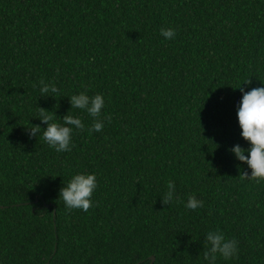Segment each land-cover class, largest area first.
I'll return each mask as SVG.
<instances>
[{
    "label": "trees",
    "instance_id": "1",
    "mask_svg": "<svg viewBox=\"0 0 264 264\" xmlns=\"http://www.w3.org/2000/svg\"><path fill=\"white\" fill-rule=\"evenodd\" d=\"M240 87H264V0H0V264H207L216 230L239 241L216 264H264V181L230 151L250 147ZM82 91L103 95L100 132L71 108ZM39 107L82 119L71 151L44 141ZM78 173L97 176L87 212L59 199Z\"/></svg>",
    "mask_w": 264,
    "mask_h": 264
},
{
    "label": "clouds",
    "instance_id": "2",
    "mask_svg": "<svg viewBox=\"0 0 264 264\" xmlns=\"http://www.w3.org/2000/svg\"><path fill=\"white\" fill-rule=\"evenodd\" d=\"M161 35L166 39H173L176 31L173 28H161ZM244 83L251 84V79H247ZM40 92L42 97L54 96L59 92V89L54 83H48L44 79L40 80ZM243 93L242 100L238 107V121L242 129V137L250 142L249 148H244L239 144L230 148V151L235 154V157L246 162L251 169V174L243 171L242 178L250 179L259 183L264 181V87H254L250 91H245L240 87ZM71 108L81 109L93 117L91 128L87 130L100 132L104 128L105 118H102V109L105 105V100L102 94L89 96L86 91L69 97ZM43 123L47 125L43 129L42 136L48 145L54 148L57 152H69L72 147L73 129L83 131L85 124L78 116H73L70 111L62 117V123L53 122L54 116L49 114V110L39 107L36 115ZM109 122L111 117L106 118ZM40 124H31L27 127L30 137H37L41 134ZM248 155H245V152ZM97 176L95 173H78L75 174L59 191V199H62L66 208L80 209L87 212L93 207V194L97 188ZM168 191L161 197V202L164 205H170L174 197H176L175 183L169 181L167 185ZM204 206V201L196 198L195 195H189L185 207L191 210H196ZM239 241L234 238H226L219 231H209L204 238L203 259L207 264H216L218 256L225 260L231 259L238 255Z\"/></svg>",
    "mask_w": 264,
    "mask_h": 264
},
{
    "label": "water",
    "instance_id": "3",
    "mask_svg": "<svg viewBox=\"0 0 264 264\" xmlns=\"http://www.w3.org/2000/svg\"><path fill=\"white\" fill-rule=\"evenodd\" d=\"M36 202H37V200H34V201H33V203H36ZM41 202H42L44 208H49V205H45V204L43 203V201H41ZM0 208H3V207H0ZM53 217H54V211L52 212V218H53ZM149 261H150L149 263L152 264V262H153V257H149Z\"/></svg>",
    "mask_w": 264,
    "mask_h": 264
}]
</instances>
